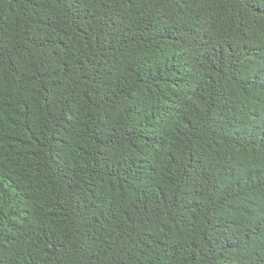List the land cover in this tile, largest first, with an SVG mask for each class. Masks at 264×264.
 I'll return each instance as SVG.
<instances>
[{
    "label": "trees",
    "instance_id": "obj_1",
    "mask_svg": "<svg viewBox=\"0 0 264 264\" xmlns=\"http://www.w3.org/2000/svg\"><path fill=\"white\" fill-rule=\"evenodd\" d=\"M0 264H264V0H0Z\"/></svg>",
    "mask_w": 264,
    "mask_h": 264
}]
</instances>
